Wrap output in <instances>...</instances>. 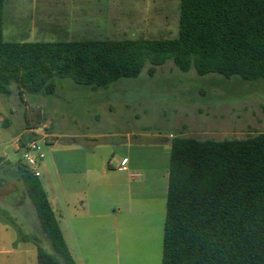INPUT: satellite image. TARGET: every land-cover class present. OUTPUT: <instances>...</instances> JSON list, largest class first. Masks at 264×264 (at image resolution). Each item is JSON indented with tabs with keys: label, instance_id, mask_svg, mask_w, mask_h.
<instances>
[{
	"label": "rangeland",
	"instance_id": "obj_1",
	"mask_svg": "<svg viewBox=\"0 0 264 264\" xmlns=\"http://www.w3.org/2000/svg\"><path fill=\"white\" fill-rule=\"evenodd\" d=\"M180 4L181 0H5L3 35L8 42L172 39L179 33ZM147 69L108 88L55 77L53 96H21L16 84L11 85V95L0 96V188L14 186L8 195L0 193V210L25 233L38 237L62 264L20 175L21 138L36 134L52 169L54 153L68 145L104 153L127 134L139 135L135 139L141 143L163 145L169 168L173 137L225 140L264 133V81L200 76L195 70L181 71L173 60L153 76ZM46 140L57 145L46 146ZM122 203L120 212L118 207L112 210L118 217L107 220V232L95 238L94 231L89 244L73 253L81 264H162L166 206L160 215L157 205L129 206L126 198ZM0 217L8 221L1 212Z\"/></svg>",
	"mask_w": 264,
	"mask_h": 264
},
{
	"label": "trees",
	"instance_id": "obj_2",
	"mask_svg": "<svg viewBox=\"0 0 264 264\" xmlns=\"http://www.w3.org/2000/svg\"><path fill=\"white\" fill-rule=\"evenodd\" d=\"M5 0H0V96H53L55 77L108 88L136 78L148 66L173 60L183 72L264 81V0H181L179 33L172 39L4 40ZM30 129V128H28ZM21 138L19 148L35 141ZM20 175L43 232L65 264H77L40 178L24 165ZM19 238L32 242L39 264H62L25 233L5 210ZM162 264H264V133L243 139L173 137Z\"/></svg>",
	"mask_w": 264,
	"mask_h": 264
},
{
	"label": "crops",
	"instance_id": "obj_3",
	"mask_svg": "<svg viewBox=\"0 0 264 264\" xmlns=\"http://www.w3.org/2000/svg\"><path fill=\"white\" fill-rule=\"evenodd\" d=\"M138 136L127 134L120 143L112 142L104 153L68 145L54 153L52 169L46 160L42 170L40 167V180L77 264L81 263L74 254L89 244L94 231L95 238L107 232V220L118 217L112 210L118 207L120 212L125 198L129 206L134 202L149 209L157 205L158 213H164L169 168L161 151L166 149L158 142L141 143L135 139ZM44 143L57 145L55 140ZM0 264H39L36 245L22 241L16 229L1 217Z\"/></svg>",
	"mask_w": 264,
	"mask_h": 264
},
{
	"label": "built area",
	"instance_id": "obj_4",
	"mask_svg": "<svg viewBox=\"0 0 264 264\" xmlns=\"http://www.w3.org/2000/svg\"><path fill=\"white\" fill-rule=\"evenodd\" d=\"M22 160L27 170L35 177H41L40 167L45 160V152L43 151L39 141H30L26 144Z\"/></svg>",
	"mask_w": 264,
	"mask_h": 264
},
{
	"label": "water",
	"instance_id": "obj_5",
	"mask_svg": "<svg viewBox=\"0 0 264 264\" xmlns=\"http://www.w3.org/2000/svg\"><path fill=\"white\" fill-rule=\"evenodd\" d=\"M14 190V186L12 184H5L0 188L1 195H8L11 191Z\"/></svg>",
	"mask_w": 264,
	"mask_h": 264
}]
</instances>
